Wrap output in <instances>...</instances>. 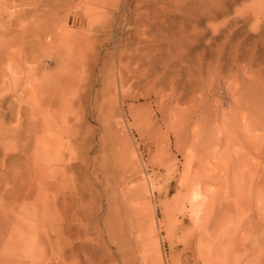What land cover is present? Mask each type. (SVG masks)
<instances>
[{"label":"rangeland","instance_id":"rangeland-1","mask_svg":"<svg viewBox=\"0 0 264 264\" xmlns=\"http://www.w3.org/2000/svg\"><path fill=\"white\" fill-rule=\"evenodd\" d=\"M0 91L44 129L43 264H264V0H0Z\"/></svg>","mask_w":264,"mask_h":264},{"label":"bare ground","instance_id":"bare-ground-1","mask_svg":"<svg viewBox=\"0 0 264 264\" xmlns=\"http://www.w3.org/2000/svg\"><path fill=\"white\" fill-rule=\"evenodd\" d=\"M234 47L236 46H232L231 49L235 50ZM231 59H233L234 66L228 63V67L234 68L237 66V60L235 56ZM0 93L3 92L0 91ZM2 106L0 105V118L7 115L3 113ZM5 109L10 113V107ZM19 113V109H17L14 117L17 120L14 122L13 130L3 128V124L0 123V130L3 133L0 136V262L1 264H43V190L45 180H47L44 177V129L43 127L39 128L36 123H32L26 126L24 134L22 132L23 122L18 117ZM8 138H10L9 142ZM55 162L58 163V159ZM67 168L71 171L75 166L69 164ZM69 198L73 199V194ZM214 202L210 213H207L202 224H197L195 228L200 234L201 240L209 236L205 232L210 229L211 233L220 231L219 226L217 228L216 225L215 227L211 225V218L215 215L216 203ZM221 249L220 246L215 247L211 253L214 259L217 260ZM206 261L204 260L205 263L208 262Z\"/></svg>","mask_w":264,"mask_h":264}]
</instances>
